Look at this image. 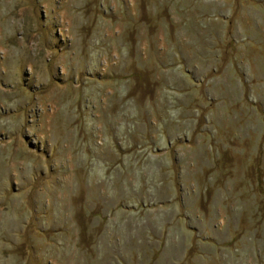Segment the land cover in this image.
I'll list each match as a JSON object with an SVG mask.
<instances>
[{
	"label": "rangeland",
	"instance_id": "obj_1",
	"mask_svg": "<svg viewBox=\"0 0 264 264\" xmlns=\"http://www.w3.org/2000/svg\"><path fill=\"white\" fill-rule=\"evenodd\" d=\"M0 264H264V0H0Z\"/></svg>",
	"mask_w": 264,
	"mask_h": 264
}]
</instances>
